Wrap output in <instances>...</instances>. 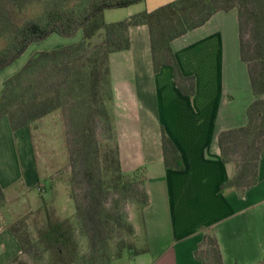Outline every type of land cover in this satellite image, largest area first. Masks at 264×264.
<instances>
[{
    "label": "crops",
    "instance_id": "obj_1",
    "mask_svg": "<svg viewBox=\"0 0 264 264\" xmlns=\"http://www.w3.org/2000/svg\"><path fill=\"white\" fill-rule=\"evenodd\" d=\"M170 1L144 0L109 8L104 19L120 21ZM129 35L131 47L109 55L120 162L124 171L144 175L149 194L144 212L156 206L158 216L165 218L164 228L161 223L149 225L153 241L144 252L131 256L128 264H206L200 250L207 236L218 243L223 264H261L264 153L257 162L255 184L238 187L229 183L236 166L224 161L219 143L221 132L247 125V110L255 99L249 67L241 54L238 10L217 11L206 23L172 41L176 61L187 78L182 80L187 92L180 89L172 66L156 70L148 25L132 26ZM26 130H13L7 116L0 118V133H8L12 140L19 133L25 137L16 148L21 170L16 176H0L7 199L38 197L33 190L41 180ZM163 130L178 149L181 170L166 166ZM14 188L22 192L11 195ZM10 210L0 207V264L26 260L28 254L12 231L15 210ZM162 228L168 244L154 253L153 242ZM117 260L111 264H126Z\"/></svg>",
    "mask_w": 264,
    "mask_h": 264
},
{
    "label": "trees",
    "instance_id": "obj_2",
    "mask_svg": "<svg viewBox=\"0 0 264 264\" xmlns=\"http://www.w3.org/2000/svg\"><path fill=\"white\" fill-rule=\"evenodd\" d=\"M141 1L144 0H43L40 2L43 5L40 16L29 17L16 24L8 9V2H13L21 10L32 0H0V40L5 42L0 49V70L13 63L34 42L44 40L54 33L71 37L80 30L83 32V39L79 42L35 52L18 72L5 81L0 97V118L7 116L12 129L18 130L60 108L71 98L79 99L88 111L81 140L85 144L103 120L108 128L112 127L113 116L107 104L113 101L109 55L131 47L129 30L132 26L148 25L156 70L163 65L172 66L180 89L187 92L182 84V80L187 78L182 75L176 61L172 41L203 25L217 11L237 8L241 54L249 67L255 99L247 110V125L223 131L219 135L223 159L231 162L232 147L241 134L247 137L259 130L260 138L264 136V0H173L155 10H143L120 21L106 22L104 19L106 9L122 8ZM246 30H249L251 36L250 44L245 40ZM98 34H102L103 40L91 45ZM9 36L11 40L7 42ZM162 140L166 166L181 170L183 165L178 149L164 130ZM258 140L257 136L251 139L256 155L254 171L249 175V166L246 165L230 179V184L246 188L257 181V162L264 153V147L257 146ZM116 162L119 178L125 180L129 176L121 166L118 142ZM98 194V189L90 190L84 211L86 225L91 228L93 246L97 244V236L104 230L105 220L98 206ZM145 196L147 206V191ZM3 198L4 192L0 186V200ZM127 224L134 232L133 225ZM12 231L21 242L24 252L28 253L26 237L21 236L15 227H12ZM41 238L47 249L63 254L74 241V233L63 222H50ZM204 245L214 251L218 264H223L216 240L207 236ZM129 250L134 256L146 249ZM120 255L114 258L110 256L103 264H111ZM93 261L87 260L84 264H93ZM72 263L78 264L73 259H64L63 262Z\"/></svg>",
    "mask_w": 264,
    "mask_h": 264
},
{
    "label": "rangeland",
    "instance_id": "obj_3",
    "mask_svg": "<svg viewBox=\"0 0 264 264\" xmlns=\"http://www.w3.org/2000/svg\"><path fill=\"white\" fill-rule=\"evenodd\" d=\"M42 1L32 0L21 10L13 2H8V9L15 23L20 24L29 17L42 14ZM10 38L9 36L6 39L7 42H10ZM82 38L83 33L80 30L71 37L54 33L44 40L32 43L19 58L0 70V97L5 88V81L18 72L35 52L79 42ZM102 40V34H98L90 44L96 45ZM245 40L250 44L249 30H246ZM4 44L5 42L0 40V49ZM107 104L111 110L112 103ZM87 113L79 99L71 98L60 108L25 127L41 181L33 190L38 196L35 200L29 196L30 191L29 198H24L23 201L13 199L14 197L7 199L6 196L0 200V207L15 210L11 226L27 239V259H21L14 264H63L64 259H73L78 264H84L87 260H94L93 264H103L110 256L114 258L120 254L117 257L118 263H132L129 249L136 251L147 248L148 243L153 241L148 232L151 224L161 223V227L164 226L165 217L158 216L160 208L155 206L147 214L144 212L148 205L146 206L147 188L143 173H128L123 170L129 177L125 180L119 178L114 118L111 119V128H108V124L103 120L95 127L94 133L90 134L88 142H81ZM258 132L259 130H255L247 137L241 134L232 147L230 159L236 166V172L246 165L249 166V175L254 171L256 155L251 139L257 136V146L264 147V136L260 138ZM23 135L24 133H19L16 139L12 140L8 133H0L2 178L16 176L21 170L16 148L22 146L25 138ZM15 184L20 185L18 182ZM99 184L101 187L98 188ZM91 189H98V206L102 210V218L105 219L104 230L97 236L95 246L91 228L86 225L84 214ZM12 191L11 195L22 192V188H14ZM37 201H40L38 205ZM149 213L152 214L151 218ZM146 215L148 221L145 220ZM50 222H63L73 230L74 241L63 254L54 249H47L41 238ZM127 223L133 225L134 232L128 228ZM138 228H141V233ZM163 228L153 242L154 253L160 252L168 244L167 232H163ZM200 254L204 256L206 264H218L216 254L209 246L204 245Z\"/></svg>",
    "mask_w": 264,
    "mask_h": 264
}]
</instances>
